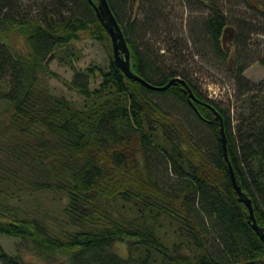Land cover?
<instances>
[{
	"label": "trees",
	"instance_id": "1",
	"mask_svg": "<svg viewBox=\"0 0 264 264\" xmlns=\"http://www.w3.org/2000/svg\"><path fill=\"white\" fill-rule=\"evenodd\" d=\"M106 1L129 50L131 72L156 87L179 81L153 90L127 78L88 0H61L74 6L68 17L47 8L41 16L20 13L16 0H0V83L7 87L0 112V236L19 239L42 262L264 264V241L251 227L228 168L264 228L263 87L237 70L233 123L210 88L205 96L186 78L144 62L131 41L132 23L123 26ZM240 1L264 18V0ZM202 4L210 9L205 32L225 58L222 12L211 0ZM84 40L105 49L108 65L62 81L82 98L77 104L54 96L43 80H60L49 70L53 59L74 69L70 45ZM258 64L264 69V56ZM162 97L187 109L210 140L203 144L189 123L160 103ZM37 193L64 197L62 219L49 224L22 210L21 198ZM0 264L26 263L0 246Z\"/></svg>",
	"mask_w": 264,
	"mask_h": 264
},
{
	"label": "rangeland",
	"instance_id": "2",
	"mask_svg": "<svg viewBox=\"0 0 264 264\" xmlns=\"http://www.w3.org/2000/svg\"><path fill=\"white\" fill-rule=\"evenodd\" d=\"M110 1L116 8L122 25L132 23L131 41L144 62L169 74L186 78L205 96L210 88L218 96L215 102L229 109L233 123L239 107L234 79L239 68L243 70L242 77L252 84L261 85L264 93V69L258 64V60L264 56V18L255 14L242 1L211 0L225 20L222 39L225 58L214 52L205 32L204 21L210 14V9L202 4L206 0H142L136 4L135 0ZM60 2L61 0H16L20 13L41 16L44 8H47L58 17H68L74 6L71 4L65 7ZM79 2L77 11L80 13L83 10L79 11ZM70 46L77 57L74 69L62 66L57 59H53L49 62V70L60 80L46 78L43 82L54 96L64 97L78 104L82 102L80 95L63 85L62 81L71 82L76 73H83L87 68L105 70L108 57L105 49L95 41L84 40L71 43ZM149 77L158 80L153 71L149 73ZM97 83L99 80L91 85V89ZM6 89L5 83H0V112L4 108L1 95ZM160 103L189 123L191 131L203 144L210 140L209 130L192 116L186 115L187 109L169 101L167 97L160 98ZM18 205L30 215L54 224L63 217L65 199L60 195L37 193L22 197ZM0 246L10 256L21 255L26 264H67L60 257L48 262L36 259L28 252V245L19 239L0 236ZM122 252L121 249L120 254Z\"/></svg>",
	"mask_w": 264,
	"mask_h": 264
},
{
	"label": "water",
	"instance_id": "3",
	"mask_svg": "<svg viewBox=\"0 0 264 264\" xmlns=\"http://www.w3.org/2000/svg\"><path fill=\"white\" fill-rule=\"evenodd\" d=\"M94 8L95 15L102 26V28L106 31L108 34L110 43H111V50H112V57L113 61L116 64V66L121 70V72L129 79H133L135 81H138L143 86L153 89V90H165L169 85H171L174 82L179 81L178 79L171 80L167 85L164 87H156L152 86L148 83H146L144 80L133 74L130 70V56H129V50L127 48L125 39L123 37V34L120 30L119 25L117 24L114 16L112 15L108 3L106 0H97V4L94 5L92 0H88ZM186 89L189 93L190 99H194L193 95L189 91V89L186 86ZM216 119L220 122V140L222 144V152H223V158L226 162H228L227 158V152H226V138L223 132V126H222V119L221 117L215 112ZM229 173L231 182L233 185V188L237 194V197L241 203L245 205V207L248 210L249 213V220L251 222V227L255 231V233L258 235V237L264 241V228H259L255 222L252 206L250 200L246 197L244 193L241 192L240 188L236 185L235 178L232 172V169L230 165L228 164Z\"/></svg>",
	"mask_w": 264,
	"mask_h": 264
}]
</instances>
